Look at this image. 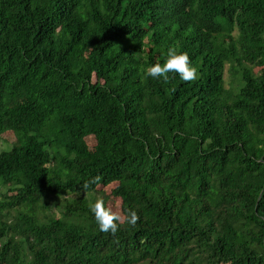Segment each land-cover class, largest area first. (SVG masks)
I'll list each match as a JSON object with an SVG mask.
<instances>
[{
	"label": "trees",
	"instance_id": "1",
	"mask_svg": "<svg viewBox=\"0 0 264 264\" xmlns=\"http://www.w3.org/2000/svg\"><path fill=\"white\" fill-rule=\"evenodd\" d=\"M7 132L0 264H264V0H0Z\"/></svg>",
	"mask_w": 264,
	"mask_h": 264
},
{
	"label": "clouds",
	"instance_id": "2",
	"mask_svg": "<svg viewBox=\"0 0 264 264\" xmlns=\"http://www.w3.org/2000/svg\"><path fill=\"white\" fill-rule=\"evenodd\" d=\"M169 73H176L182 81L187 82L197 78L198 69L191 62L187 52H180L174 47H169L163 63H155L148 67L146 75L152 78H162L167 81L169 79ZM90 211L94 215L95 222L101 232L115 234L121 223L125 220V217H122L112 208L106 206L105 201L102 199H97L91 204ZM125 213L127 224L136 225L139 219L137 212L135 210L125 209Z\"/></svg>",
	"mask_w": 264,
	"mask_h": 264
},
{
	"label": "rangeland",
	"instance_id": "3",
	"mask_svg": "<svg viewBox=\"0 0 264 264\" xmlns=\"http://www.w3.org/2000/svg\"><path fill=\"white\" fill-rule=\"evenodd\" d=\"M94 80H96V78H94ZM225 81L227 87H229L230 76L228 73V66L226 67L225 70ZM86 142L89 146V149L91 151H94V148L96 146L95 139L93 137H88L86 139ZM17 145H18V141L12 133L7 132L4 135H2V137L0 138V152L6 149H11L12 147H15ZM116 186L117 184H111L107 187H100L98 189L97 196L100 198H106L108 207L112 208L114 211H116L123 217L121 210V201H119L117 198H114V196L111 194L113 190L116 188Z\"/></svg>",
	"mask_w": 264,
	"mask_h": 264
}]
</instances>
